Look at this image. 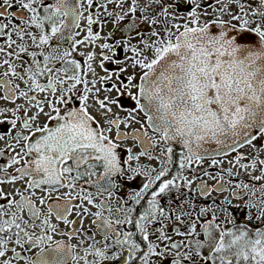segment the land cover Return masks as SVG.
Listing matches in <instances>:
<instances>
[{
    "label": "snow or ice",
    "instance_id": "obj_1",
    "mask_svg": "<svg viewBox=\"0 0 264 264\" xmlns=\"http://www.w3.org/2000/svg\"><path fill=\"white\" fill-rule=\"evenodd\" d=\"M0 264H264V0H0Z\"/></svg>",
    "mask_w": 264,
    "mask_h": 264
}]
</instances>
